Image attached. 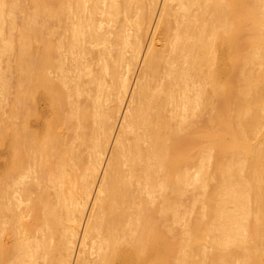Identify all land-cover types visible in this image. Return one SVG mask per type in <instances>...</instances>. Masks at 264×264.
Returning <instances> with one entry per match:
<instances>
[{
	"label": "rangeland",
	"instance_id": "rangeland-1",
	"mask_svg": "<svg viewBox=\"0 0 264 264\" xmlns=\"http://www.w3.org/2000/svg\"><path fill=\"white\" fill-rule=\"evenodd\" d=\"M213 1L77 2V9L74 11L80 19L78 16L73 18L80 23L73 21L74 24H68L66 18L61 24L68 26L59 28L60 37L57 34L58 39H62V43L66 44L64 46L59 40V47L63 45V49L60 53L61 49L58 47L57 52L62 59L57 57V65L61 69H57L58 73L61 71V74H58L61 77L57 76L55 79L58 90L54 97L47 99L49 102L42 100V125L30 130L25 174L9 180V202L12 203L9 205L13 211H9L8 218L11 219L8 221L11 225L9 228L8 222L7 226L12 236L11 243L13 240V243L17 241V238L19 245L21 241L25 246L27 244L26 252H33L32 255L26 254L25 251L21 253L23 244L19 247L16 242L13 246L18 249L14 252L17 254L19 250L21 254H17L19 258L14 254L11 264H22L23 254L27 255L24 257L27 258L26 264H101L99 260L103 250L99 249L104 243L103 238L101 233L97 232L99 230L94 232L96 229L92 230V234H87L85 224L94 210L93 207L101 203L106 206V198L112 196L118 197L119 201L121 199L122 203V208L115 210L123 214L121 219L124 220L121 225L114 227V232L121 237V246H129L128 241L138 232V229L134 230L133 227H140V217L147 212L149 223L146 227L150 226L151 235L155 234L157 228L168 242L170 264H252L251 234L254 213L251 212V171L257 166L260 167L258 159L261 158L258 157L261 155L256 151L261 152V149H264V0H247V7L252 12L246 18L242 0H221L223 5H227V10L232 12L228 16L229 19L225 12L220 14L212 9ZM95 5L98 9L93 17L90 10ZM218 14L223 16L220 17L221 21L217 19ZM230 17H233V20H230ZM213 20L216 22L215 26ZM67 21L70 22L68 19ZM71 27L77 29V32L71 30ZM72 31L73 37L76 36L79 41L78 44L77 39L68 36L72 35ZM214 32H220L224 41L219 39L222 48L220 53L212 48ZM228 38L236 40L233 48L237 49L238 59H235L233 71L226 64L230 56L227 45L232 42ZM200 39V45L204 44L202 48L206 49L207 46L209 50L204 49L205 53L202 55L199 52L200 45V48L196 45ZM71 40H75L72 41L74 47H71L73 44L68 45ZM225 40L230 42L225 45ZM151 51L156 52L158 64L152 68H149L148 64L147 69L145 60ZM197 54L200 55L199 58ZM2 65L4 66L5 62ZM227 84L230 87L228 98L231 94L233 97L225 102L226 100H220L216 95L218 89L224 90ZM217 86L219 88L215 90ZM205 96H210V99ZM72 113L75 114L71 116ZM134 115L136 117H133ZM168 124L172 127L170 132ZM151 128L160 131L154 132ZM159 133L162 138L158 136ZM155 135L163 141L166 139L169 150L172 151L170 158L176 160L169 180L161 167L153 166V163L157 164L153 162L157 161L156 158L152 157L151 160L146 158L148 152L143 153L144 150L152 149L147 146L150 145V140L155 139ZM176 137L185 138L174 150L171 144ZM218 137L220 138L217 139ZM233 141H236V149H227ZM134 144L138 154L134 153L135 148H131ZM217 145L221 148L218 149ZM246 145L245 151L243 148ZM119 146L122 152L126 151L124 154L118 150ZM125 148L130 149L135 156H141V159L143 154L145 155L142 160H136L140 171H137L136 164L134 165V158L138 156H132L130 150V156L127 155ZM115 150L120 152V155L118 151L117 154L122 161L118 164L121 171L120 182L126 190L129 189L130 198L124 196L121 189H117L115 193L108 189L113 181L109 157H112ZM59 152H62V156ZM123 155L129 156V159ZM142 161H147L148 164H142ZM76 162L78 164H75ZM253 162L255 166H250ZM148 165L152 168H148ZM60 169V173L64 175L59 174L64 177L62 181L58 176L61 182L56 179ZM143 170L147 171L142 172ZM149 172H152L153 176ZM61 186L65 189L63 191L66 196L69 193L75 196L78 203L71 206L74 207L72 211L74 210L76 215L73 214L77 218L76 223L73 222L75 216L73 221L65 220V224L69 225L65 227L66 230L63 226L53 230L51 211L65 213L61 220L71 214H66L67 211L63 210L64 192L60 196L56 195ZM101 187L106 189L105 192L101 191ZM51 200H54L56 206ZM60 201H63L62 204ZM32 204L37 208L32 207ZM129 205L130 208L127 207ZM45 206L48 209L44 208ZM43 208L49 212L46 214ZM102 210L103 208L99 209L101 215ZM140 211H143L142 215ZM37 212L38 214L34 215ZM257 214L261 219L260 211ZM4 219L0 223H3ZM118 226L122 227L123 231ZM262 233L257 234L256 239L255 253L259 259L257 264H264ZM60 243L61 250L58 248ZM29 246L30 249H27ZM17 259L20 261H16Z\"/></svg>",
	"mask_w": 264,
	"mask_h": 264
},
{
	"label": "bare ground",
	"instance_id": "bare-ground-1",
	"mask_svg": "<svg viewBox=\"0 0 264 264\" xmlns=\"http://www.w3.org/2000/svg\"><path fill=\"white\" fill-rule=\"evenodd\" d=\"M78 1L79 0H0V180H1L0 181V218L2 216L5 217V219H4V217L1 218V220L4 219V221H3V223H0V264H11L10 263L11 262V258H12V260L14 259L13 258L14 254L17 256V254L19 255L20 252L21 253L24 252L25 251V247L27 246V244L25 246V244L21 243L22 242L21 240H20L21 242H20V245H19V241H18L17 238H16L17 241H15L13 243V241H14L13 240L12 243H11V237L12 236H10V231L8 229V226L10 228V225H11L10 221H8V220L11 219V218L10 219L8 218L9 217V213H10L9 211L12 209L10 207L11 205H9V204H12V203L9 202L11 200L10 193H9V190H8L9 189V185H10L9 184V180H11L15 176H18V175L22 176L23 174H25L26 164H27V152H28V149H29L30 130L33 127L39 128L42 125V107H41L42 106L41 105L42 104V100L46 99V101H48L47 99H49L50 96L54 97V93L58 90V88H57L58 86L56 84V80L55 79L58 76V74H61L60 73L61 69L57 65L59 63V61L57 60V57L60 55V54L57 53L58 50H59L58 47H59V40H60V39H58L57 34L59 36V34H60L59 28L61 26L63 27V25H65V24L62 25L61 23L66 18L70 21V22H68L67 19H66V22L68 24H71V23H73V21H75L74 18L76 16H78L76 14V12H75L76 11L75 9H77V7H75V6H77V2ZM222 1L221 0H214L213 1L214 2V6L212 7V9L214 8V11L216 10L215 12L220 13V14H223L225 12V15L229 19L228 16H230L229 14H230L231 11L229 12V10H227L228 9L227 5L226 6L223 5ZM246 1L247 0H242L243 11H244L245 18L249 17L250 12H252L251 10L248 9ZM213 2H211V3H213ZM231 3L232 2H230V4ZM97 9H98L97 5L91 7L90 12H91L93 17H94V14L97 12ZM74 12H75L76 15L74 14ZM73 14H74V16H73ZM212 15H213V13H212ZM218 16H219V18H217V19L221 21V19H220L221 15L218 14ZM214 18H216V16ZM79 19H80V17H79ZM203 20H204V18H203ZM230 20H233V17ZM260 22H262V21H260ZM75 23L78 24L80 22L77 23L75 21ZM213 23H214L213 25L215 26L216 22L214 20H213ZM65 26H68V25L66 24ZM73 26H75V25H73ZM75 28H77V27L75 26ZM72 29L73 28L71 27V30ZM73 31L77 32V29H73ZM73 31H72V35L70 34L71 36L70 35H68V36L71 37V39L73 38V39L76 40L77 37L76 36H75V38L73 37ZM86 32L87 31L85 30V34H87ZM218 34H216V32H214V34H213L214 38H213V42H212L213 46H212V44H211V46H212V48L214 50H216L217 52L220 53L222 48L220 47L221 44H219V39H220L221 42L223 40H222V38L220 36V32ZM201 36H204V35H201ZM218 36H220V38ZM69 37H67V38L69 39ZM204 37H203V39H205ZM234 37H236V35ZM225 38H226V36H225ZM230 39H231V37H230ZM75 40L74 41L71 40L70 43L68 42L69 43L68 45L70 46L71 44H73L71 47H74V43H72V41L75 42ZM201 40L202 39H200V42L199 43L197 42L198 44H196V45H197V48L201 47L200 50L202 49L201 51L203 52V50L205 48L204 49L202 48V47H204V44H203V46L200 45ZM229 40H227V42ZM232 40H230V41H232ZM77 41H78V39H77ZM235 41L236 40L234 39V41H232L231 43H228V45H227L228 46L227 47L228 48V53H229L230 56L228 57L229 61H226V64L232 71L235 68L234 67V64H236L235 63V59L236 60L238 59V57H237L238 55L236 56L237 49L233 48L234 47L233 43H235ZM60 42H61V44H63L62 43V39L60 40ZM206 42H208V41H206ZM227 42L225 40V45L227 44ZM78 43H79V41L76 44H78ZM202 43H205V42L202 41ZM61 44H60V46H61ZM208 44L210 45V43H208ZM232 44H233V46H232ZM199 45H200V47H198ZM61 47H59L61 49V50H59L60 53H61V51L63 49ZM71 47H70V49H71ZM205 47L207 49V46H205ZM230 47H232V48L229 51ZM208 48H209V46H208ZM206 49H205V51H206ZM200 50H199V52H200L201 55L205 53V52L201 53ZM193 51H195V50H193ZM195 52L198 53L197 51H195ZM207 54L208 53L206 52V56H207ZM199 56L200 55H198L197 58H199ZM59 58L61 59L60 56H59ZM202 58H203V56H202ZM202 58H201V60H202ZM208 59H209V57H208ZM206 60L205 61L203 60L204 63H208ZM4 62H5V65L3 66L2 63H4ZM61 62L59 64V66L61 65ZM145 63H146V68L147 69H148V64H150L149 68H152V67H154V66H156L158 64V57H157L155 51H151V53L147 56V59L145 60ZM201 64H202V61H201ZM62 65H63V62H62ZM57 69H60L59 73H58ZM210 76H211V74H210ZM213 77H215V76H213ZM213 77H211V80H212ZM58 79H60V78H58ZM262 81H264V80H262ZM218 88L219 87L217 86L215 88V90L218 89ZM221 89H218V93L216 91H214V93H217L216 96H218V98H220V100L221 99L226 100V99H229V98L231 99L232 94L228 98L229 93H230L229 85L227 84V88H225L224 90L222 89L223 91ZM220 90H221V93H220ZM263 92H264V90H263ZM59 93H61V91ZM56 97H58V95ZM209 97L210 96H205V98H209ZM225 102H228V101L226 100ZM55 111H56V109H55ZM75 113H72L71 116H73V114H75ZM71 116H70V118H71ZM74 116H76V115H74ZM133 117H136V116L134 115ZM98 118L99 117L97 116L96 120H98ZM109 118H111V117H109ZM96 120H95V122H96ZM102 121H103V119H102ZM99 122L100 121H98V123ZM152 122H154V121L152 120ZM67 123H68V121H67ZM162 125H163L162 126L163 129H165L164 128L165 125L163 124V122H162ZM167 126L169 127V132H170V129L172 127H170L171 125H169V124ZM102 127H105V126L102 125ZM158 127H160V125ZM106 128L109 129V127H106ZM151 129H152V131L155 130V129L153 130V128H151ZM110 130H111V128H110ZM167 130H168V128H167ZM167 130H166V132H167ZM106 131L108 132L109 130H106ZM157 131H160V130H155L154 132H157ZM166 132L164 131V133H166ZM212 132H214V131H212ZM94 133H97V132H94ZM135 133H136V131H135ZM167 133H166V135H167ZM159 135H160V133L158 134V136ZM164 135H163V137H164ZM158 136L155 135L154 136L155 139L151 138L152 140L149 141L150 145H148L147 147H149L148 149H150V147L152 149L147 150V151L144 150L143 153L144 152H148V157H146V158H149L151 160L153 159L152 157L156 158L157 161L153 160V162H157V164L154 165L155 163H153V166L161 167L160 169H162L165 172L166 177H168V180H169V177H170L169 174L171 173V169L173 167V164H175L176 160H173V159L170 158L172 151L170 152L169 146H168V142L165 141L166 140L165 138H167L169 136L165 137L164 141H163V139H160V138H162V135H160V138ZM184 138L185 137H176L175 140H174L175 144L173 142L171 144V148L172 149L176 148L177 147L176 145H178V143H180ZM219 138L220 137H218L217 139H219ZM234 139L235 138H233V140ZM137 140H139V139H137ZM147 140H149V139H147ZM168 140L170 141V139H168ZM99 141L100 140H98V142ZM235 142L236 141L231 142L232 145L228 146L226 148L228 149L230 147L232 149L233 148L236 149L237 145H236ZM136 144L132 145L131 148L133 147V149H134ZM114 147H116V146H114ZM217 147H218V149L221 148L220 145H217ZM239 147H240V145H239ZM128 148L127 149L125 148V149L127 150V155L130 156V154H133V153H132V151L130 149H129L130 150L129 151ZM142 148L144 149V147H142ZM180 148H181V146H180ZM114 149H116V148H114ZM243 149H245V151H246L247 145ZM118 150H120L121 153L126 152L125 150H123V152H122L120 146H119ZM139 150H140V148H139ZM174 150H176V149H174ZM117 151L115 150L114 152H112L113 154L115 153L114 155L111 153L112 157H109L111 159L110 162H109V159H108V162L110 163L109 165H110V169H111V174L113 175V181L109 185L108 189H109V191H112V192L114 191L113 193L117 192L118 191L117 189H121L122 192H123L122 194H124V196L125 195L128 196V192H130V191H128L129 189L126 190L127 188L120 182V180H121V176H120L121 175V171H120V169L118 167L120 158H119V156L117 154ZM128 151L130 152V154H128ZM135 151H134V153L138 154L139 151H137V148H135ZM120 152H119V155H120ZM248 152L250 153V151H248ZM257 152H258V154L260 153L259 156L261 155V157H258V158H261L260 160L258 159V161H260V163H258V165L260 167L258 168V166H257L258 169L256 168V169H253V171H251L252 172V177H251V181H252V202H253L251 212L254 213V220H253V224H252L253 228H252V234H251L252 235V240H253V254H252V259L253 260H252V264L259 263V261H258L259 259H257V256H256L257 254L255 253L257 234H259L261 232L264 233V149H261V152L260 151H256V153ZM58 154H60V156H62V152L61 153L59 152ZM140 154H141V152H140ZM145 154L147 155V153H145ZM127 155H123V156H126V158L129 159V156L127 157ZM132 156H135V154H133ZM135 157H137V158L135 159L133 157L134 160H135V163L133 161L134 165L137 163L136 162L137 159L138 160L141 159V156H139V155H136ZM144 157H145V155L143 154L142 159ZM59 158H62V157H59ZM77 159H80V158H77ZM146 160H148V159H146ZM79 161H81V160H79ZM127 161H129V160H126V162ZM140 161H138V162H140ZM143 161H142V164L147 162V161L146 162H143ZM253 161H254V159H253ZM64 162H66V161L64 160ZM121 162L122 161H120V163ZM148 162H150V161L148 160ZM67 163H65V164H67ZM254 163L255 162H253L250 166H252V165L255 166ZM75 164H78V162H76ZM139 164H141V163H139ZM146 164H148V163H146ZM146 164L144 165V167L146 166ZM150 165H151V163H150ZM130 167L132 168V166H130ZM139 167L140 166H137V164H136V170L137 171L141 170ZM142 167H143V165H142ZM147 167L150 168L151 166L148 165ZM88 169L91 170L90 168H88ZM92 169L94 170V168H92ZM108 169L109 168H107L106 170L108 171ZM132 169L135 171L134 168H132ZM85 170H87V169L85 168ZM133 170H131V171H133ZM146 171L147 170H143L142 172H146ZM175 171H177V170H175ZM58 172H57L58 173L57 178L55 177L56 175L54 177L58 181H60V179L62 181V177L64 175L62 173H60L61 169ZM149 173L152 174V172H149ZM53 174H55V173H53ZM59 174L63 175V176H59ZM147 175L149 176L148 172H147ZM58 176L61 177V178L59 179ZM151 176H153V174ZM103 177H105V176H103ZM149 178H150V176H149ZM63 179H64V177H63ZM147 180H149V179H147ZM152 180H153V178H152ZM102 183H103V181H102ZM62 184L64 186L63 182H62ZM63 186H61L62 187L61 188L62 191H61V189H59L61 191V193L59 191V193L56 194V195L60 196V194H62L64 192L63 190H65V189L63 188ZM105 190L106 189L104 187H101V191L105 192ZM66 192L69 193V191H66ZM40 193L41 194L42 193L46 194V192H40ZM107 193H108V191H107ZM48 194L49 193H47V197H48ZM63 195H62L64 197L63 198L64 202L62 201L63 205H64V206L62 205L64 207L63 210L67 211L66 214L69 213V212H71V214L70 213L67 214L68 217H65L66 219L63 218L64 221H62L63 219L61 220V218H62V216H64L65 213L61 214L60 211H55V210L51 211L50 214H51V217L53 219H50V217H49V219L51 220V223H52L51 226H52L53 230L54 229L56 230V228H59L61 226H63V228L69 227L68 224L67 225L65 224V220L68 219V221H70V220L74 219L73 216L76 215L75 212H73L74 210L72 211V208H74V207L71 206V205H73L75 203L76 204L78 203V202H76L77 200H76L75 196L72 195V194L70 195V193L67 194L68 196H66L65 192L63 193ZM41 196L45 197V195H41ZM102 198H104V197L102 196ZM111 198H109V197L106 198L107 199V200H105V201H107L106 206L102 205V203L101 204L98 203L99 204V206H97L98 209H97V207H93V209H94L93 211L94 212L92 211V214L87 219L86 224H85V231H86L87 234H92V230H95V229L96 230L94 232L99 230L97 232L101 233V236H102L103 242H104L102 245H100V249H99L100 251L103 250V252H101L102 255L100 254L101 258L99 260L101 262V264H170V261H169L170 251H169V248H168V242L164 238L162 232L159 229H157V228H156L155 234L153 235V233H152V235H151V232L149 230L150 226L146 227L148 225L147 223H149L148 222L149 213H147V212H146L145 215H143V217H140L142 219H140V220H139V218L135 219L136 221L139 220L141 225H140L139 228H138V226L133 227V228H135L134 230L138 229V232H137V234L134 235L132 240L128 241L129 246L128 247H127V245H125L126 247L125 246H121V244H123L122 240H121V237H120V235L118 233L114 232V227L117 226V224L121 225L122 222H123L122 220H124V219H121L123 214L122 213L119 214L117 212V210H115L116 208H122V203L120 202L121 199H120V201L118 200V197L117 198H112V200L110 201ZM30 199H32V198H29V200ZM54 200L57 201L55 198H54ZM54 200H51V201L54 202ZM62 202L60 201V204H62ZM123 202L125 203L126 200L123 201ZM2 203L4 205H2ZM31 203H33V202H31ZM58 203H59V201H58ZM53 204L55 205V202ZM126 204H128V203H126ZM54 205H53V207H54ZM143 205H145V204H143ZM65 206L67 207V209H65ZM32 207L37 208L35 205L33 206V204H32ZM51 207H52V204H51ZM127 207L130 208V205L127 206ZM145 207H146V205H145ZM44 208L48 209L46 206ZM44 208H43V210H45ZM76 208H78V207H76ZM76 208H75V210H76ZM100 208H103V210H102L103 214L102 215L100 214V211H99ZM95 209L98 210V211L96 212ZM141 209H139V210H141ZM33 210H34V208H33ZM33 210H31V212ZM114 210H115V212H114ZM12 211L13 210H11V212ZM29 211H30V209H29ZM47 211L48 210H45L46 214L49 212V211L48 212ZM134 211L136 212V210H134ZM258 211H260V213H261L260 214L261 215V219L258 217V214H257ZM62 212H64V211H62ZM77 212H78V210H77ZM148 212H150V211H148ZM43 213H44V211H43ZM139 213H140V215H142L141 213H143V211H140ZM139 213H138V215H139ZM36 214H38V212L35 213L34 215H36ZM43 217L44 216H42V218ZM76 218L77 217L75 216L74 221L73 220L72 221L75 222ZM231 218H232V216H231ZM44 221H46V220H44ZM1 224H2V226H1ZM7 224H9V225L7 226ZM138 225H139V223H138ZM44 227L46 228V226H44ZM118 227H120V226H118ZM145 227L148 230H146ZM120 228H121V230L123 229L122 227H120ZM120 228H119V230H120ZM11 229H12V227H11ZM101 229H102V231H101ZM65 230H66V228H65ZM151 231L153 232V229ZM258 231H259V233H258ZM231 232H233V231H231ZM11 234L13 235L12 232H11ZM16 242L18 244H16ZM30 243H29V245H30ZM64 243H66V242L64 241ZM13 244L18 245L19 247L22 246V244H23L24 249H22L23 248L22 247L21 251L19 252V250H18V253L16 254L14 252V250L16 251L18 249V247H17V249L14 248L16 246H13ZM41 245H42V243H41ZM64 245H66V244H64ZM42 246H44V245H42ZM62 246H63V243H62ZM262 246H264V245H262ZM30 247L31 246H29V248H27V249H30ZM36 247H35V249L38 248V247L37 248ZM58 248L61 250V248H62L61 247V243H60V246H58ZM63 248H65V246ZM98 248H99V246H98ZM33 250H34V248H33ZM63 250L64 249H62V251ZM27 253L31 254V255L33 254V252L32 253L31 252L30 253L26 252V254ZM26 254L21 255L22 264H24V263L26 264L25 259H27V258H24L25 256L27 257ZM49 255H48V257H49ZM34 257H35V255H34ZM34 257H33V261L35 259ZM17 258H19V257L17 256ZM45 259H46V257H45ZM30 260H32V259H30ZM16 261L19 262L20 260L17 259ZM263 261H264V259H263ZM263 261L261 260L262 263H263ZM46 262L48 263V261H46ZM12 263H14V262H12ZM30 264H31V262H30Z\"/></svg>",
	"mask_w": 264,
	"mask_h": 264
}]
</instances>
